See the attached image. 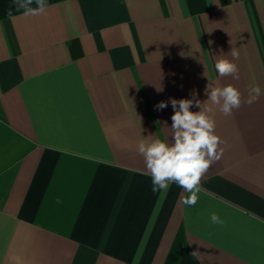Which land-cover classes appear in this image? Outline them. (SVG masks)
Wrapping results in <instances>:
<instances>
[{"label": "crops", "instance_id": "0c3cea01", "mask_svg": "<svg viewBox=\"0 0 264 264\" xmlns=\"http://www.w3.org/2000/svg\"><path fill=\"white\" fill-rule=\"evenodd\" d=\"M23 2L0 0V264H264V0ZM228 84L261 95L212 106L221 159L195 206L175 183L161 202L137 152L171 140L154 106Z\"/></svg>", "mask_w": 264, "mask_h": 264}, {"label": "clouds", "instance_id": "9594fccd", "mask_svg": "<svg viewBox=\"0 0 264 264\" xmlns=\"http://www.w3.org/2000/svg\"><path fill=\"white\" fill-rule=\"evenodd\" d=\"M35 2L37 7L32 8L30 5L33 0H24L19 4L17 11L23 9L24 15L43 13L46 9L45 0ZM230 53L232 60H216L215 70L221 78L232 76L239 79L238 66L234 62L239 59V51L232 48ZM205 94L208 99L203 103L196 99L195 94L192 99L169 98L168 101H160L154 106L157 111L164 110L169 103L173 109L170 142L159 138H144L137 144V152L144 158L145 174L151 177L152 191L160 193L161 202L175 183L188 193L182 197L183 204L190 207L196 205L198 193L203 190L202 177L214 162L221 159L224 152L221 147L223 141L215 132L216 121L212 115V106L217 107L223 115L231 116L233 110L239 109L242 102L252 104L258 100L261 89L258 85L250 87L246 101H242L241 92L231 84L214 87L208 85ZM202 104L210 106L202 107ZM194 106L200 110L191 111ZM210 219L212 223L220 222L216 213H213ZM197 254L198 252H193L192 256Z\"/></svg>", "mask_w": 264, "mask_h": 264}]
</instances>
